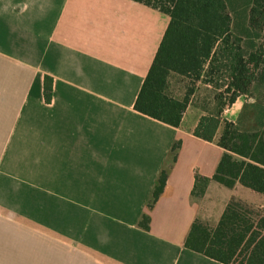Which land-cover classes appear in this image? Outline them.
Here are the masks:
<instances>
[{
    "label": "crops",
    "instance_id": "obj_1",
    "mask_svg": "<svg viewBox=\"0 0 264 264\" xmlns=\"http://www.w3.org/2000/svg\"><path fill=\"white\" fill-rule=\"evenodd\" d=\"M170 21L133 0H0V264H222L186 247L194 222L215 228L231 200L264 216L239 183L194 194L224 155L223 125L194 134L214 98L177 128L135 109Z\"/></svg>",
    "mask_w": 264,
    "mask_h": 264
},
{
    "label": "trees",
    "instance_id": "obj_2",
    "mask_svg": "<svg viewBox=\"0 0 264 264\" xmlns=\"http://www.w3.org/2000/svg\"><path fill=\"white\" fill-rule=\"evenodd\" d=\"M170 16L156 57L135 103L139 113L179 127L198 85L215 91V109L203 116L195 136L218 145L224 155L215 175L196 178L195 195L213 180L229 189L236 184L264 195V100L242 108L236 122L222 114L243 96L264 90V0H133ZM190 83L175 95L171 78ZM53 79L45 78L44 96L52 100ZM181 143L173 147L177 159ZM168 175L162 172L153 192L152 208ZM150 217L141 226L149 229ZM186 247L222 264H264V216L231 200L215 228L195 221Z\"/></svg>",
    "mask_w": 264,
    "mask_h": 264
},
{
    "label": "rangeland",
    "instance_id": "obj_3",
    "mask_svg": "<svg viewBox=\"0 0 264 264\" xmlns=\"http://www.w3.org/2000/svg\"><path fill=\"white\" fill-rule=\"evenodd\" d=\"M189 83H190L189 81H187L186 79H183L181 77H177V76L173 77V78H171V90L175 95L184 94V90H185L184 87H186ZM214 96H215V91L213 89L209 90L206 87H204L202 84H199L194 101L198 104H201V105L208 107L209 104L213 101ZM257 98L259 100H264V90L254 92L253 97L243 96L241 98L240 104L242 105V107L240 108V111L238 112L237 119L239 117V114L242 111V108L244 106L246 107L248 105V103L254 102ZM209 108L211 110H214L215 109V102L213 103L212 106L210 105Z\"/></svg>",
    "mask_w": 264,
    "mask_h": 264
}]
</instances>
